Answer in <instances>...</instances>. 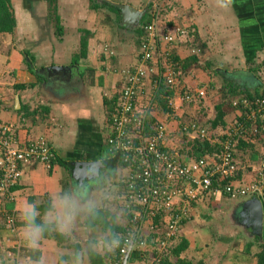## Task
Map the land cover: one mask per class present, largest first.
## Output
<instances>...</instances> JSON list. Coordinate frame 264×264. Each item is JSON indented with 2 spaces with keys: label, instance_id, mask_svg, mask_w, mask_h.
<instances>
[{
  "label": "crops",
  "instance_id": "0c3cea01",
  "mask_svg": "<svg viewBox=\"0 0 264 264\" xmlns=\"http://www.w3.org/2000/svg\"><path fill=\"white\" fill-rule=\"evenodd\" d=\"M11 3L17 26L13 33L0 34V83L13 87L14 91L6 97V90L0 88L4 93L0 118L15 125L24 140L46 138L56 151L57 160L50 171L39 163L25 170L17 188L16 203L5 206L16 209V232L7 228L0 214V251H11L8 258L16 260L15 264H74L77 252L84 253V264H110L114 252L90 247L100 241L99 228L102 230L99 223H92L94 217L78 218L68 236L46 232L40 247L30 249L22 238L18 209L32 203L43 216L53 196L75 188L71 173L78 176L82 169L72 163L102 161L105 166L99 168V176L86 180L88 197L94 202L95 212L101 209L111 212V196L105 189L116 182L123 183L125 188L123 178L127 170L121 164L117 166L108 153L110 117L124 87L122 70L139 63L142 26L153 20L154 8L161 28L190 27L196 31L197 44L203 50L199 67L193 64L180 83L186 90L206 89V97L193 105L176 97L169 103L164 99L152 112L156 122L167 125L170 145L177 151L183 148L185 142L180 135L185 124L198 123L208 129L212 127V132L221 131L223 126H212L218 107L223 106L224 122H232L238 111L230 105L234 98L228 82L251 92L260 88L249 69L264 61V0H55V3L11 0ZM116 5L146 11V16L136 26V16L127 12L124 17ZM182 39L173 51L185 62L192 55L191 45ZM165 47L162 45L161 49ZM151 84L150 81L145 84L141 103L147 102L152 93ZM21 85L24 87L19 88ZM255 146L254 151L250 148L238 151V182L242 185L250 184L256 177L255 166L261 160L262 146ZM116 170L121 174L116 175ZM124 188L110 193L117 191L116 196L122 200ZM243 200L247 199L220 196L195 206L180 236L189 242L181 258L192 264H256L260 241L250 235L239 216ZM120 208L111 214L116 217L115 224L124 229L126 219L123 207ZM207 210L215 213L219 224L214 228V223H210L212 228L203 229V240H198L194 235L196 228L201 229L200 221L208 224L210 218L213 220L211 214L206 216ZM102 233L110 236V230ZM215 234L226 235L223 237L235 234L243 240L230 244L232 238L222 240V237L217 243L216 237L210 236ZM213 238L216 246L208 244ZM201 241L206 243L199 245ZM249 244H253L250 249ZM61 248L65 254L55 252ZM2 255L0 264H7ZM132 264L144 263L136 256Z\"/></svg>",
  "mask_w": 264,
  "mask_h": 264
},
{
  "label": "built area",
  "instance_id": "2783aa9c",
  "mask_svg": "<svg viewBox=\"0 0 264 264\" xmlns=\"http://www.w3.org/2000/svg\"><path fill=\"white\" fill-rule=\"evenodd\" d=\"M142 30L139 63L122 70L124 87L110 117L108 153L127 170L123 178L125 231L110 264H132L136 256L144 264H161L171 255L186 220L199 203L220 196L237 200L257 195L264 207V83L261 96L254 100H232L240 118H234L225 129L210 132L198 123L182 125V135L208 140L214 148L199 159L185 160L170 145L167 125L155 121L153 133L147 132L148 118L157 108L152 93L146 104L139 99L145 94L147 81L156 88L161 78L174 93L170 102L176 97L193 105L206 97L204 88L182 94L183 88L178 84L177 70H181V65L174 61L173 50L180 39L189 36L190 30L181 26L163 29L156 13ZM162 45L166 47L161 51ZM192 53L199 56L200 50L193 49ZM3 102L0 92V109ZM240 108H245L244 115ZM241 141L262 146L256 177L248 185L238 182ZM56 160L57 153L46 138L24 140L15 125L0 118V214L12 232L17 231L16 209L5 206L16 203L25 170L39 163L50 171Z\"/></svg>",
  "mask_w": 264,
  "mask_h": 264
},
{
  "label": "trees",
  "instance_id": "16d2710c",
  "mask_svg": "<svg viewBox=\"0 0 264 264\" xmlns=\"http://www.w3.org/2000/svg\"><path fill=\"white\" fill-rule=\"evenodd\" d=\"M50 2L55 3V0H50ZM154 13H155V9L153 10L152 14L154 15ZM16 24L17 23H16V19H15L13 9H12L11 0H0V34H2V33H13L16 26H17ZM195 35H196V31L190 29L189 36L187 37V39L184 42L189 41V43L192 46H194L193 47L194 49L200 50L201 54L199 56L196 54H192V55H190L189 58L185 59V62H183L184 60L182 61L178 57V55H176V53H173L174 61L180 62V65H181L180 66L181 70L180 69L177 70L179 72V76H178L179 83L178 84L180 86H182L180 81L183 78L182 76H183L184 72L189 71L193 64H197L196 67H199L198 61L201 58L200 56L202 55L203 50L197 44L199 39H196L197 37L195 38ZM182 41H183V39L181 41L179 40L175 44V46L177 44H180V42H182ZM161 51H162V49H161ZM162 60H163V57H161L159 62L162 63ZM163 70H165V68ZM249 70H250V72L253 73L256 80L259 81L260 88H258L255 92H253V91L251 92V91L246 90V89L241 90V88L239 89V87H236L233 82H228L229 83L228 87H229V90L232 94L231 95L232 98H236V99L248 98V99L254 100L256 97L261 96V85L264 83V61L257 66H251V68ZM18 87L22 88V87H24V85H21ZM182 88H183L182 94H184L186 92L187 88L183 87V86H182ZM152 95L154 96V102L157 106V105L162 104L163 103L162 101L164 99L166 100V103H169L170 99L174 96V93L170 92L168 90V87L166 85L165 80L163 78H161V79H159L158 86L156 88L152 87ZM231 104H232V101H231L230 105ZM115 106H116V104H115ZM222 108H223V106L217 108V112H218L217 117L215 118V120L212 123V126L214 128H218L220 126H223V129H225L228 125L223 120L225 117V112L223 111ZM239 110L242 111L243 115L245 114V112H244V111H246L245 108L244 109L240 108ZM238 114H239V112H238ZM238 117H239V115H238ZM153 124H155L154 117L149 116L148 121H147V126H148L147 132L149 134L153 133V130H152ZM209 130H210V132H212L213 131L212 127ZM180 139L183 140V142H185L183 145V148H181L179 150L180 155L183 158L189 157V158L199 159V158L203 157L204 155H206L207 153L212 152L214 149L212 143L208 140H203L201 138H191V136L185 135V134H183L182 136L180 135ZM239 148L240 149L250 148L252 151H254L256 149V146L254 144L246 143L245 141H241ZM124 198L125 197L123 195L122 200H124ZM115 218L116 217L114 215H112L110 211H108L106 209H101V210L96 212V215L93 218L94 221L92 223L95 225L99 223V225H101V227H102L103 232H108L110 230V236L113 233L118 234L119 236L123 235L125 229H123L122 226H118L117 224H115ZM120 237H122V236H120ZM258 244L260 247V251L256 254V264H264V241L259 242ZM252 246H253V244H249L248 249H250ZM188 247H189L188 240L186 238H181L179 240V242L177 243V245L175 246V248L172 250L171 255L168 256L167 258H165L161 264H192L191 261H189L187 258H184V259L181 258L182 253H184L188 249Z\"/></svg>",
  "mask_w": 264,
  "mask_h": 264
},
{
  "label": "clouds",
  "instance_id": "9594fccd",
  "mask_svg": "<svg viewBox=\"0 0 264 264\" xmlns=\"http://www.w3.org/2000/svg\"><path fill=\"white\" fill-rule=\"evenodd\" d=\"M97 164H89L83 168L81 174L73 178L79 183L70 192L57 194L52 197L50 206L45 210L43 216L38 211L37 206L32 203H25L18 209V215L23 224L22 238L26 246L30 249H38L41 240L46 232L57 231L61 235L71 234L78 218L83 216L95 217L94 202L88 197V185L86 180H95L99 176ZM39 219V223L37 222ZM121 246V237L113 233L110 237H105L90 247L93 250L104 252H114ZM74 264H84V253L77 252Z\"/></svg>",
  "mask_w": 264,
  "mask_h": 264
},
{
  "label": "rangeland",
  "instance_id": "374dc122",
  "mask_svg": "<svg viewBox=\"0 0 264 264\" xmlns=\"http://www.w3.org/2000/svg\"><path fill=\"white\" fill-rule=\"evenodd\" d=\"M163 1V0H162ZM155 9V8H154ZM156 10V9H155ZM159 10V9H158ZM160 11V10H159ZM148 18H150V17H148ZM159 18V17H158ZM160 20V19H159ZM183 28H189L190 29V27H186V26H183ZM187 38H184V41L186 40ZM187 43H188V45L190 44L189 43V41H186ZM185 42V43H186ZM191 45V44H190ZM189 45V46H190ZM194 46H192L191 45V47H189L190 48V52H191V54H193L192 53V50L194 49L193 48ZM139 50H140V47H139ZM141 51V50H140ZM139 51V52H140ZM7 77H10V75L9 74H7ZM235 84V83H234ZM0 88H2V89H4V90H6V92H4L5 93V95H6V97H7V95H10V94H12V91H14L13 90V87H11V86H5L4 84H2V83H0ZM1 90V89H0ZM4 93L2 94V92H1V94L2 95H4ZM5 97V96H4ZM6 102V101H5ZM5 122V121H4ZM5 123H8V124H11L10 122H5ZM109 172L111 173V170H109ZM115 174L116 175H119V174H121V172L120 171H115ZM71 178L73 179V184H74V186L76 187L77 185H78V181L76 180V179H74L73 178V174L71 173ZM98 181V180H97ZM110 181V180H109ZM85 184H87V185H89V182L88 181H85ZM119 185V187H118V185ZM113 187H111V188H109L110 187V185H109V187L107 186V188L105 189V191H106V193L107 194H109V196H111L110 198V202H111V204H112V206H110L111 208H109V210H111V212H117V210L118 211H120L121 210V206L123 207V204H124V200H120V198L118 197V196H116L117 194H116V192H113V193H110L112 190H114V189H122V186H123V188H124V185H123V183H119V182H116L115 184H113L112 185ZM115 186H116V188H115ZM125 190V188L122 190V191H124ZM112 194H114L113 196H112ZM123 195H121V197H122ZM245 199H248V198H245ZM245 200H243V202H244ZM117 204V205H116ZM232 205V204H231ZM100 206H102V202H101V205ZM120 206V207H119ZM107 207H109L108 205H107ZM98 209H100V208H98ZM211 214V217H212V219L213 220H211V218H210V222H208V224H207V221H205V220H201L200 221V225H201V229H200V227H198V228H196L195 229V234H197V235H194L195 237H199L198 238V240H203V235H202V232H203V229L204 230H206V228L208 229L209 227H211L212 228V224H210V223H214V228H215V224L217 225V224H219V221H217L218 219H216L215 218V213H211V211L210 210H207V213H206V216L207 215H210ZM215 218V219H214ZM215 230V229H214ZM235 231V230H234ZM213 234H214V232H213ZM98 236H99V238H100V240L101 239H103V238H105L106 236H105V234H103L102 233V230H101V228H99V232H98ZM210 236H212V237H216V240H217V243H220V240H221V238L223 237V236H226V235H223V234H220V236L219 235H217V234H215V235H210ZM227 238H232L231 240H230V244H232V242L233 243H236V244H238V242H242V240H243V238H242V236H241V238L240 237H237V235H235V234H232V235H228L227 237H223L222 238V240L223 239H227ZM204 241H201L200 243H199V245H204V243H206V242H204ZM214 242H215V240H214V238H213V240L211 239V241L210 242H208V244L211 246V245H213L214 244ZM215 245V244H214ZM216 246V245H215ZM10 253H8V251L6 252V251H0V253L1 254H3L2 256L3 257H1V258H3V260H4V262H6L7 264H15L16 262V260L15 259H13V260H15V261H12L11 259H9L8 257H10L11 256V254H12V252L11 251H9ZM55 252L56 253H61V254H65V250H62V248H61V250L59 251V249H56L55 250ZM54 252V253H55ZM101 252H103V251H101ZM15 262V263H14Z\"/></svg>",
  "mask_w": 264,
  "mask_h": 264
},
{
  "label": "water",
  "instance_id": "95a60500",
  "mask_svg": "<svg viewBox=\"0 0 264 264\" xmlns=\"http://www.w3.org/2000/svg\"><path fill=\"white\" fill-rule=\"evenodd\" d=\"M122 11L124 17L125 13H130L136 16L134 24L137 26L140 20L146 16L145 12H139L132 10L131 7L126 5H116ZM19 102V100H18ZM99 162V161H97ZM97 162H74L72 166L77 168H86L89 164H97ZM106 163V162H105ZM99 168L105 166L104 162H99L97 165ZM82 171V170H81ZM239 210V216L243 219V223L246 225L248 232L251 236L257 237L260 242L264 241V207L257 195H253L244 202H241Z\"/></svg>",
  "mask_w": 264,
  "mask_h": 264
},
{
  "label": "flooded vegetation",
  "instance_id": "af4514ba",
  "mask_svg": "<svg viewBox=\"0 0 264 264\" xmlns=\"http://www.w3.org/2000/svg\"><path fill=\"white\" fill-rule=\"evenodd\" d=\"M115 163H117V166H119V163L118 162H115Z\"/></svg>",
  "mask_w": 264,
  "mask_h": 264
}]
</instances>
